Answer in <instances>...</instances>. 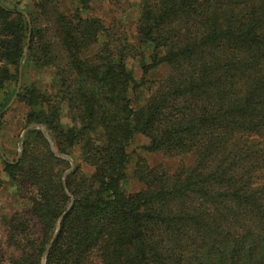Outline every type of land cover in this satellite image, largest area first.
Listing matches in <instances>:
<instances>
[{
	"label": "trees",
	"instance_id": "trees-1",
	"mask_svg": "<svg viewBox=\"0 0 264 264\" xmlns=\"http://www.w3.org/2000/svg\"><path fill=\"white\" fill-rule=\"evenodd\" d=\"M76 1L88 9L89 0ZM46 4H35L29 22L0 5V111L22 66L16 101L25 126H44L73 167L63 179L70 165L39 130L26 133L18 161L0 158L16 188L31 190L26 211L1 219L2 258L264 264V0H140L137 45L98 19L46 12ZM128 59L139 61V81ZM160 67L166 74L142 99ZM40 69L56 74L59 101L25 76ZM138 134L145 152L191 163L170 172L137 160L132 179L143 187L126 192Z\"/></svg>",
	"mask_w": 264,
	"mask_h": 264
},
{
	"label": "rangeland",
	"instance_id": "rangeland-1",
	"mask_svg": "<svg viewBox=\"0 0 264 264\" xmlns=\"http://www.w3.org/2000/svg\"><path fill=\"white\" fill-rule=\"evenodd\" d=\"M45 1H47V10L44 9L46 12H50L51 9L57 8L66 17L79 15L81 17L98 19L100 23L111 31L113 37H120V34L122 37L125 34L131 45L138 44L135 28L140 0H89V7L87 10H81L76 0H0V5L8 10L22 13L26 17L27 22H29V14L34 10L35 4L39 5ZM44 15L46 14L44 13ZM141 49L145 58H148L151 53L150 46H143ZM26 51L27 46L25 48V52ZM138 63L139 61H137V59L127 60V68L133 72L137 81L141 78V71L139 70ZM22 68V66L19 68V78L15 94L11 97L10 102L3 110L0 111V158L10 164L18 161L23 150V141L26 137V133L30 130H39L50 144L51 150L55 156L69 163L70 167L65 171L63 175L64 179L66 174H68L73 167L72 159L55 150L51 138L44 126L36 123H31L26 126L24 124L23 113L25 114L27 109L16 101L21 86V77L22 74H24ZM8 70L11 74H15L16 72L14 66H8ZM166 72L167 69L160 67L150 73L146 83L143 84L141 89L143 92V95H141L142 99L147 97V95L156 88L158 81L164 77ZM26 75L29 78V82L32 81L38 90L43 93L47 92L48 94H52L54 98L58 100L59 93L54 84L56 78L54 72L40 69L32 72L31 76L28 72L25 73V76ZM59 108L61 122L64 126H69L70 111L62 103L59 104ZM147 142L148 140L145 137L138 134L134 136L128 147L131 158L127 167V181L122 184V188L126 192H137L143 187L141 183L132 179V170L137 160H143L151 168L163 166L170 172L175 171L182 162L187 164L191 163L188 158H166L162 153L145 152L143 146L146 145ZM63 184L65 183L63 182ZM30 191L31 190H27V188L21 191L16 188V185L12 183L10 178L4 173L0 159V245L5 240L1 219L4 216H10L16 212L26 211L28 208L27 197ZM51 241H53V238ZM49 248L50 245L45 251V255ZM2 256L3 251L0 249V264H9ZM87 264H101V262L94 256Z\"/></svg>",
	"mask_w": 264,
	"mask_h": 264
},
{
	"label": "water",
	"instance_id": "water-1",
	"mask_svg": "<svg viewBox=\"0 0 264 264\" xmlns=\"http://www.w3.org/2000/svg\"><path fill=\"white\" fill-rule=\"evenodd\" d=\"M28 129V128H27Z\"/></svg>",
	"mask_w": 264,
	"mask_h": 264
}]
</instances>
